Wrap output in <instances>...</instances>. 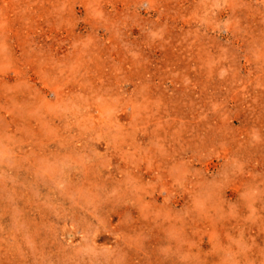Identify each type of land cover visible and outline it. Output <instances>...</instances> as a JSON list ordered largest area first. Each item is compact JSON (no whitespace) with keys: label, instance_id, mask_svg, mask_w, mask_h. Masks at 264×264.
<instances>
[{"label":"rangeland","instance_id":"rangeland-1","mask_svg":"<svg viewBox=\"0 0 264 264\" xmlns=\"http://www.w3.org/2000/svg\"><path fill=\"white\" fill-rule=\"evenodd\" d=\"M0 264H264V0H0Z\"/></svg>","mask_w":264,"mask_h":264}]
</instances>
